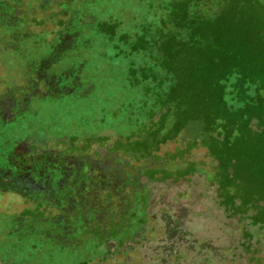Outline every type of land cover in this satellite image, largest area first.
Returning <instances> with one entry per match:
<instances>
[{"label":"rangeland","instance_id":"374dc122","mask_svg":"<svg viewBox=\"0 0 264 264\" xmlns=\"http://www.w3.org/2000/svg\"><path fill=\"white\" fill-rule=\"evenodd\" d=\"M97 1L0 0V23L5 24H0V79L8 80L12 99L24 103L14 120L0 122V146H5L0 147V163L14 142L26 138L38 156L45 152L57 156L59 150L98 160L108 156L112 164L101 178L98 167L89 173L69 169L64 178L46 172L43 179L49 178L50 188L63 183L56 199L48 197L49 203L43 195L35 197L40 199L35 205L0 190V264H264V136L241 134L226 145L216 137L213 150L198 142L191 147L187 141L171 140L151 159L126 158L117 150L126 136L102 129L97 121L107 99L104 108L109 111L127 97L122 86L126 63L120 58L111 72L115 55L110 45L104 46L101 37L89 40L92 32L82 23H94L85 16L95 13L104 28L115 16L122 20L119 31L135 29L154 17L156 9L162 11L158 2L169 0ZM214 1L212 5L222 6L214 18V43L218 55L231 58L229 83L248 77L251 92L255 94L257 87L264 96V87L259 90L264 86V0H233L225 5L226 0ZM59 29L68 40L60 41L58 58L42 70L41 63L22 67L17 47L26 44L38 58L59 42ZM69 69L74 70L70 79L62 76ZM198 69V63L184 67L191 76L181 94L184 104L201 115L204 105L212 101L216 105L217 100L215 88L209 97L197 94L196 90L203 92L202 78L207 75ZM74 76L80 77L81 86L74 84ZM88 80L95 89H90ZM231 89L226 90L231 111L246 108L243 96L239 95L241 103L237 99L240 90ZM206 112L209 120L221 116L217 107ZM18 164L26 170L25 164ZM38 183L45 196L44 191L50 194L47 182ZM233 195L240 207L232 203ZM62 198L69 199L72 214L55 207ZM102 214L106 219L95 222L94 217ZM60 215L63 221L55 223Z\"/></svg>","mask_w":264,"mask_h":264},{"label":"trees","instance_id":"16d2710c","mask_svg":"<svg viewBox=\"0 0 264 264\" xmlns=\"http://www.w3.org/2000/svg\"><path fill=\"white\" fill-rule=\"evenodd\" d=\"M92 1L95 4L98 2L97 0ZM212 1L169 0L168 2H158L157 5L159 4L158 7H161V12L156 9L154 17L152 16L151 19L141 22L135 29L130 28L123 31L118 30L119 21H122L118 17H109L107 20L109 28L107 29L102 26V23L99 22V17L94 15L95 13L85 16L94 19L92 21L94 23H82L89 32H92L90 37L87 36L88 39L101 37L104 46L110 45L108 46L109 50L113 51V55H115L110 60L112 66L110 71L113 72L115 70L114 67L117 63H121V59L126 63V73L122 76L124 79H122V86L127 97L121 100V105L118 104L116 109L109 111L104 108L108 106L107 99L106 104L102 108L103 110L99 112L97 117L98 124L102 129H113L126 136L122 138L124 140L123 145H120V148L117 147V150L126 155V158L151 159L154 156L153 152L158 151L161 145L171 140L181 139L187 141L191 147L198 142L213 150L216 137L222 139L221 144L224 143L226 145L229 144L232 138V141L239 140L241 137L238 136L241 134L245 137L248 133L256 132L257 135L264 136L263 93L257 92V87L255 94L251 92L248 77L237 78L236 84L229 83L231 78V58H222L221 55H218V45L214 43L216 38V33L213 30L214 18H217L216 13L222 6L218 7V3L212 5ZM214 2L218 1L215 0ZM228 2L230 4L233 0H226L223 5ZM0 24L5 25L4 23ZM57 31L58 34L56 36L59 42L56 45H49L48 51H44L35 59L33 58L35 50L31 52L22 41L24 45L22 44L21 48L17 47V50H19L18 59L22 63V67L26 65L33 67L41 60L40 69L42 70L58 58L55 57V54H58V51L62 50L63 47L60 41L64 43L68 39L67 37L65 38L61 29ZM18 35L25 37V39L30 38L28 33H19ZM18 35L16 34V36ZM202 40L204 43L200 44ZM189 63H198V67H200L198 70L207 73L202 78L203 92L196 90L197 94L203 93L205 97H209L211 96L210 91L213 88L216 90L214 96L217 104L215 105L212 101L210 106L204 105L201 115L197 111L193 113V107L190 104L188 105L187 102L186 105L184 104L183 94H181L184 84L188 85V79L190 80L191 74L184 71V67L189 65ZM78 66H81V68L85 67V63ZM73 72L74 70L69 69L63 72L62 76L70 79ZM37 73H41V71L38 70ZM197 74L198 72L196 71L194 76H197ZM74 78L76 79L73 81L74 84L77 87L81 86L80 77L74 76ZM88 81V85H91L90 89H95V83L92 80ZM243 82L244 85L242 84ZM195 85L196 89H198L199 84ZM263 87L259 88V90L263 89ZM227 88H232L234 91L240 90L239 94L235 93L238 95V100L240 99L239 95L243 96L242 101L246 102L244 103L246 108L242 105L238 109H233L235 111H231L232 109L229 107L231 106L229 105L231 101L228 102L227 100ZM233 93L231 94L233 95ZM254 95H256L255 98ZM239 102L241 103V100ZM215 107L218 108L221 116L218 120L214 118L209 120L210 115L206 111ZM183 108L187 109L183 110ZM189 109L191 112H188ZM205 113L208 117L204 115ZM115 123L118 128H111V124ZM256 126L257 129L255 130ZM58 153L60 158L70 157L68 160L61 159L60 163H57L58 166L65 168L64 172L84 163L83 159L80 158L81 156L77 157L78 159H72L71 156L66 154L67 152L58 150ZM45 154L50 158L49 165L52 166L53 163L57 162L55 161L56 156H50L49 152ZM107 157L103 158L105 159V166L99 163H92L93 170L97 171V167L102 173L107 172L108 169L110 170L112 164ZM114 168L116 169V167ZM45 173L35 169L33 173H21L16 179L13 178L15 180L11 183L10 189L37 205L39 204V199L36 200V198L42 194V190L37 187L39 184L37 179H43L46 176ZM65 174L63 173V178ZM112 177L117 178V174ZM61 182L58 183L59 185L57 184L60 189L63 187ZM49 193H47L48 197L56 199L55 193L52 192L51 194V191ZM241 194L242 192H238V195ZM234 196L231 199L232 203L240 207L235 202V198L233 199ZM51 198H48L49 201L52 200ZM237 198L238 202L242 201V205L246 204L243 197L237 196ZM62 199V203L59 202L61 205H57L59 204L57 203L55 207H58L61 213L65 215L72 214L68 198ZM113 209L111 207L109 211ZM84 211L86 210L84 209ZM99 217L103 221L106 219V214L96 215L94 217L95 222L99 220ZM63 218V215H60L54 222L63 221ZM82 221L85 223L84 220ZM129 240H132V238Z\"/></svg>","mask_w":264,"mask_h":264},{"label":"flooded vegetation","instance_id":"af4514ba","mask_svg":"<svg viewBox=\"0 0 264 264\" xmlns=\"http://www.w3.org/2000/svg\"><path fill=\"white\" fill-rule=\"evenodd\" d=\"M2 41L4 42L5 40H2ZM0 42H1V40H0ZM2 56H4V54H2ZM39 63H41V60H39ZM1 85H6V88L2 89ZM12 96L13 95H11V91L8 88V80H6V81L4 80V82H1V79H0V122L2 123V125L3 124L5 125V124L11 122L12 120H14V116H16L19 112H22L24 109V107H23L24 103L22 101L18 102L15 98L12 99L13 98ZM6 141H7V138L5 139L4 142H6ZM30 146H32V145L29 144V141L26 138L23 139L22 141L17 140L16 142H14V149H12V151H10L8 153H7V151H5L3 153L2 158H1L2 163H0V190L1 191H3V192L7 191V192L15 193L14 191H12L10 189L11 186H7V185L8 184L11 185V183L17 178V176L19 174L26 173V172L27 173L28 172L33 173L34 169L36 171H40L43 173L44 172H51V174H52L55 172L60 177L63 175L65 168L63 166H58V164L60 163L61 159L68 160L70 157L67 158L65 156L63 158H60V157H58V156H60L58 154V156H56L57 158L55 160L57 162L53 163L51 166V165H49L50 158L46 154L38 156L35 152H32V150L30 149ZM0 147L3 148L5 146L3 145ZM66 154L71 156L72 159L79 157L78 155L70 154L68 151ZM80 158L83 159L84 165L82 164L81 166H77L74 168V170H83L84 169L85 172L88 171V173H89V171H91L93 169V168L89 167V164L99 163L100 165H103V166L106 165V164H104L105 159H103V158H100L99 160L94 159V158H89L87 156L80 157ZM18 163H20L22 165L25 164L26 170L23 169L25 167L19 166ZM46 164L48 165L47 167H46ZM32 165H35V166H32ZM99 173L101 174V175H99V178H101L103 173L101 172V170H99ZM127 173L131 174V172H127ZM13 178H15V179H13ZM38 180L39 179H37V182H38ZM41 180H42V182L48 183L49 178L48 179L44 178ZM46 186H47L48 191H51V192L55 193L56 195L60 191V188L57 187V184H53L54 187L52 186L51 188H50L49 183ZM44 193L46 194V196L42 192V194L39 195V197L43 195L42 200H44L46 203H49L50 201L48 199L47 191H44ZM15 194H17V193H15ZM62 200L63 199H61V201ZM56 201H57L56 203H59L58 200H56ZM68 201H69V199H68ZM38 202H40V199L38 200ZM141 234H143V232L137 234L132 239L137 238V236H139Z\"/></svg>","mask_w":264,"mask_h":264}]
</instances>
